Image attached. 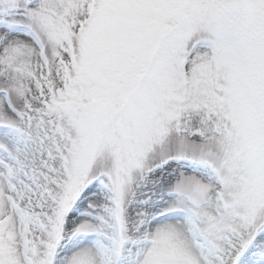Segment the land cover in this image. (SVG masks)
Returning <instances> with one entry per match:
<instances>
[{
	"label": "snow or ice",
	"instance_id": "snow-or-ice-1",
	"mask_svg": "<svg viewBox=\"0 0 264 264\" xmlns=\"http://www.w3.org/2000/svg\"><path fill=\"white\" fill-rule=\"evenodd\" d=\"M0 264H264V0H0Z\"/></svg>",
	"mask_w": 264,
	"mask_h": 264
}]
</instances>
